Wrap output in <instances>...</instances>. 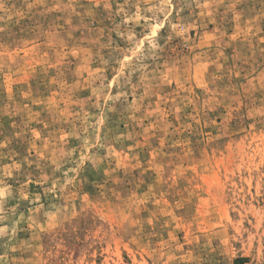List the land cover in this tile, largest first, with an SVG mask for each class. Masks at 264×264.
I'll list each match as a JSON object with an SVG mask.
<instances>
[{
  "label": "rangeland",
  "instance_id": "1",
  "mask_svg": "<svg viewBox=\"0 0 264 264\" xmlns=\"http://www.w3.org/2000/svg\"><path fill=\"white\" fill-rule=\"evenodd\" d=\"M0 264H264V0H0Z\"/></svg>",
  "mask_w": 264,
  "mask_h": 264
}]
</instances>
